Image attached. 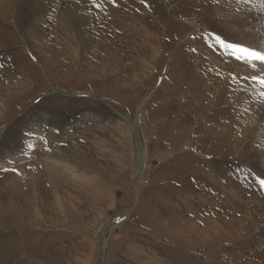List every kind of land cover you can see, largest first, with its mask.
<instances>
[{"label":"rangeland","instance_id":"rangeland-1","mask_svg":"<svg viewBox=\"0 0 264 264\" xmlns=\"http://www.w3.org/2000/svg\"><path fill=\"white\" fill-rule=\"evenodd\" d=\"M217 3L0 0V264H95L100 238L98 264H264L260 71L209 38L245 45Z\"/></svg>","mask_w":264,"mask_h":264},{"label":"bare ground","instance_id":"bare-ground-1","mask_svg":"<svg viewBox=\"0 0 264 264\" xmlns=\"http://www.w3.org/2000/svg\"><path fill=\"white\" fill-rule=\"evenodd\" d=\"M222 1H228V4L226 5V3L222 2ZM258 1H261V0H252V3H245L244 0H218V3L215 5L216 11H215V9H213V11L217 12L219 18H222L223 22H225L227 24L237 25V26L240 25V27H241L240 30H242V29L245 30V32H243V41H242V42L245 41V45L257 47L258 50H264V21H263L264 20V13L256 14V13L250 12V11H252V9H254V8L256 9ZM257 9H258V7H257ZM67 10H70V7H67V8L64 7V9L62 10V13H61L63 16L62 17L60 16L62 19H65L64 23L66 24V29L68 28V30H70L74 26H76V28H81L79 26L81 24V21H79V20H81V19H79V15H76V13H74V15H76V16L71 15L73 12H70L71 10L70 11H67ZM259 12H261V11H259ZM169 14L170 15H167V16H168V18H171V16H172L171 12ZM70 16L76 18L75 23L70 24V19L66 20V18H68ZM82 17H84V13L82 14ZM259 18L262 20V22H260L261 23L260 28L257 27V23H256V21H258ZM254 21L256 23L254 27L245 28V27L249 26L250 24H252ZM79 22H80V24H79ZM219 48H222V47H219ZM223 51H228L230 54H232V52L229 50L223 49ZM256 67L258 68V71H261V68L264 66H260L259 64H257ZM204 78L200 77L198 80L201 82H205ZM245 90H248V93H247L248 97H251L254 100H256L255 101L256 104L254 107H256L258 112L261 113V115L263 117L262 120H264V98H262L261 96L260 97H254V95H256V92L251 93V88L248 89V87H245ZM251 94H252V96H251ZM263 127H264V124H263ZM133 129L134 128H132V130ZM259 129H260V131H259L258 135H262L264 137V130L261 128H259ZM133 135L135 136L134 131H133Z\"/></svg>","mask_w":264,"mask_h":264},{"label":"snow or ice","instance_id":"snow-or-ice-1","mask_svg":"<svg viewBox=\"0 0 264 264\" xmlns=\"http://www.w3.org/2000/svg\"><path fill=\"white\" fill-rule=\"evenodd\" d=\"M107 2L113 6L115 5V0H107ZM141 2L143 3L144 0H141ZM213 2H218V0H213ZM244 2L252 3V0H244ZM93 6L100 8L102 7V3H94ZM147 6L148 5L145 4V7ZM209 38L214 40L217 46L231 51L235 60L250 66L253 70L256 68L257 64L264 66V50H258V48L254 46L229 43L221 39L219 36L211 33L209 34ZM192 51L195 52V49H192ZM239 78L247 81L249 84L258 85V87L262 89L259 94L262 98H264V67L261 68L259 74L245 75ZM232 79H237V77L233 76ZM29 147L31 148L32 146L29 145ZM255 180L261 188H264V177H256Z\"/></svg>","mask_w":264,"mask_h":264},{"label":"water","instance_id":"water-1","mask_svg":"<svg viewBox=\"0 0 264 264\" xmlns=\"http://www.w3.org/2000/svg\"><path fill=\"white\" fill-rule=\"evenodd\" d=\"M74 96H75V95H74ZM74 96H73V97H74ZM87 98L93 99V98H91V97H87ZM119 117L122 118L121 116H119ZM122 119H123V121H125L124 118H122ZM125 122L128 123V125H130L132 128H134L133 131H134V134H135V136H136L137 147H138V149L140 150V153H139V155H140V162H139V164H138L137 171H136V174H135V176H134V179H136V178L138 177V175L140 174V172L142 171L143 167H144L145 156H144V154H142V152H141V143H140V141H139V139H138V134H137V132H136V129H135V127H134V124H133V123H129V122H127V121H125ZM136 195H137V192H136V190H134V201H133V205L131 206V208H129V209H128L126 212H124L122 215L116 217L112 222L108 223V224L104 227V229L111 228V227H112V228H113V227H117L120 223H122V222H123L128 216H129L130 212L132 211V209H133V207H134V205H135ZM102 244H103V243H102V238H100V240L98 241V249H97V253H96L95 264H98V262H100L101 254H102Z\"/></svg>","mask_w":264,"mask_h":264}]
</instances>
